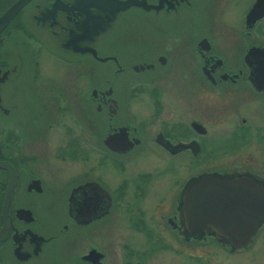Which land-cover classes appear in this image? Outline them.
I'll list each match as a JSON object with an SVG mask.
<instances>
[{
	"label": "flooded vegetation",
	"instance_id": "obj_1",
	"mask_svg": "<svg viewBox=\"0 0 264 264\" xmlns=\"http://www.w3.org/2000/svg\"><path fill=\"white\" fill-rule=\"evenodd\" d=\"M114 2L0 0V264H149L128 240L121 261L109 254L124 220L123 238H154L191 264L194 236L178 232L184 182L264 184V0H233L223 20L222 0ZM178 64L191 92L222 104L168 105L162 82ZM183 160L191 173L179 178Z\"/></svg>",
	"mask_w": 264,
	"mask_h": 264
},
{
	"label": "water",
	"instance_id": "obj_2",
	"mask_svg": "<svg viewBox=\"0 0 264 264\" xmlns=\"http://www.w3.org/2000/svg\"><path fill=\"white\" fill-rule=\"evenodd\" d=\"M132 5H141L145 10L154 7L146 0L114 2L115 10ZM179 202V234L193 235L194 240L212 234L233 251L249 246L264 224V184L254 178L200 173L184 182Z\"/></svg>",
	"mask_w": 264,
	"mask_h": 264
},
{
	"label": "rangeland",
	"instance_id": "obj_3",
	"mask_svg": "<svg viewBox=\"0 0 264 264\" xmlns=\"http://www.w3.org/2000/svg\"><path fill=\"white\" fill-rule=\"evenodd\" d=\"M224 3V6L221 10L223 20L228 12V7L232 5L233 0H222ZM235 14H237V11H235ZM212 15V13H211ZM178 21V37L182 38V44L184 43L185 37H187V33L183 29H179L183 27V24L186 22H189V16L186 15V13L179 14L177 17ZM227 19V18H226ZM211 20V19H210ZM228 29H231L229 26L220 28V31L223 32V34L226 37H231L232 33ZM136 33V30H132ZM146 36L149 38H152L154 34L156 33L153 25H147L145 28ZM180 32V33H179ZM216 38H220V40H223V37L220 35L219 30H215ZM231 33V34H230ZM157 35V34H156ZM226 40V39H225ZM186 66V64L184 65ZM183 64H178L177 67L173 68V71L167 76V79H163L164 81L162 84L166 85L168 93H167V103L168 105H221V101L215 98L213 94L210 93H199L198 91H192L191 92V86L189 82L188 77V71L186 72L187 68L184 70ZM199 101V102H198ZM192 102V103H191ZM246 103H242L241 105H245ZM248 105V104H247ZM217 115L214 116L211 120L217 122ZM224 116L223 120L229 121L232 116ZM211 121V123H212ZM212 129H215L213 125H210ZM204 159V158H203ZM203 159L201 160L199 157L196 158V162L194 164V170H198L202 168L201 163H203ZM215 160V163L219 162V158L215 157L213 158ZM227 161L233 162L234 161V155H228L226 156ZM101 161V160H99ZM143 163V164H142ZM145 162H141V166H144L146 168ZM186 161H179V170L177 172V177H185L189 172L185 168ZM148 164V163H146ZM152 164L153 160H152ZM201 167V168H200ZM98 169H101V166L98 164ZM195 172V171H194ZM168 180H170L168 175H165ZM142 182V180H141ZM147 200V199H146ZM144 201L147 202V201ZM142 208L144 209V215L146 217L151 216L153 214L157 213V210L155 206H152L151 204L146 203V205H143ZM125 224V220L123 221ZM116 224V223H115ZM122 224L118 228V232L116 230V225L114 227L113 232V243L110 248V255L114 256L117 261H121L123 259L122 254L124 251L121 249L120 244L126 243L127 240L130 243V246L134 249L141 248V254L142 252L146 254L145 261L149 262V264H188L190 262H187L186 255L181 254L179 251L177 253H174L171 250L166 249H160L157 245L160 246L156 241H154V238H143L142 235L138 237H130L129 239H125L121 236V234H126V231L124 230V224L121 222H118V225ZM152 224V223H151ZM152 226V225H151ZM129 235V233H128ZM193 243V264H264V225L261 230V232L258 234L257 237L253 239V241L250 244V248L247 249H240L236 251H230L226 248H224V245H220L214 240L210 238H205L203 240H194ZM140 242V244H139ZM140 245V246H139ZM154 248V249H152ZM150 251V253H148ZM143 254L141 260H143ZM191 261V260H190ZM191 263V264H192Z\"/></svg>",
	"mask_w": 264,
	"mask_h": 264
}]
</instances>
